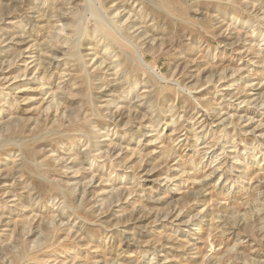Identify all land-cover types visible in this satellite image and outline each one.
<instances>
[{
  "label": "rangeland",
  "instance_id": "rangeland-1",
  "mask_svg": "<svg viewBox=\"0 0 264 264\" xmlns=\"http://www.w3.org/2000/svg\"><path fill=\"white\" fill-rule=\"evenodd\" d=\"M0 264H264V0H0Z\"/></svg>",
  "mask_w": 264,
  "mask_h": 264
},
{
  "label": "bare ground",
  "instance_id": "bare-ground-1",
  "mask_svg": "<svg viewBox=\"0 0 264 264\" xmlns=\"http://www.w3.org/2000/svg\"><path fill=\"white\" fill-rule=\"evenodd\" d=\"M88 1V0H87ZM85 2H86V0H85ZM93 2V1H92ZM85 4V3H84ZM104 10V9H103ZM105 11V10H104ZM97 13V12H96ZM101 13V12H100ZM102 15V14H101ZM109 15V14H108ZM81 16V15H80ZM91 16V15H90ZM102 17H103V15H102ZM80 18V17H79ZM93 18V17H92ZM95 21V20H94ZM113 21V20H112ZM82 23V22H81ZM102 23V22H101ZM99 24V23H98ZM105 25V24H104ZM99 26V25H98ZM80 27H82V26H80ZM118 27V26H117ZM69 28V27H68ZM67 29V28H66ZM101 31V30H100ZM80 33H82V32H80ZM79 33V34H80ZM84 33V32H83ZM97 35V34H96ZM122 36V35H121ZM82 38V37H81ZM120 38V37H119ZM123 38V37H122ZM124 39V38H123ZM76 40V39H75ZM78 40H79V38H78ZM77 52V51H76ZM76 56V55H75ZM78 58V57H77ZM54 60V59H53ZM60 213V212H59Z\"/></svg>",
  "mask_w": 264,
  "mask_h": 264
}]
</instances>
